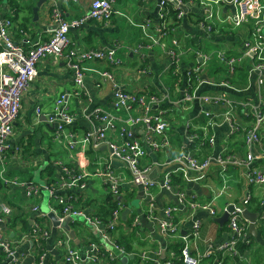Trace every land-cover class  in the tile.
Returning <instances> with one entry per match:
<instances>
[{"label":"crops","instance_id":"0c3cea01","mask_svg":"<svg viewBox=\"0 0 264 264\" xmlns=\"http://www.w3.org/2000/svg\"><path fill=\"white\" fill-rule=\"evenodd\" d=\"M91 2L92 0H78L77 2L59 0V5L65 18L74 20L87 14ZM38 3L39 0H0V18H7L9 15L14 17L17 14L18 20L12 23L9 34L25 49L46 41L56 28L52 22L48 1L41 5L38 11L39 19L34 22L33 9ZM116 10L119 14L112 15L107 21L92 20L80 28L71 30L69 39L71 50L78 54L90 50L114 51L115 58L121 62V65L96 60L83 62L82 65L89 71L86 72L84 89L80 90L81 94L76 96L74 92L77 88L74 85L73 75L65 64V58L46 57L38 64L37 76L23 95L21 112L11 140L12 143L20 145L21 152L9 154L6 161L7 174L10 178H16L20 182H32L40 186L41 192L35 198L29 199L26 188L22 186H8L0 191V205L2 207L11 205L13 213L9 219L15 218L16 224L18 223L13 228L4 226L9 239L15 246L17 264H65L64 250L56 244L60 230L54 229L49 219L41 221L42 215L45 216L54 211L60 212L62 209L61 206L55 204L50 195L44 196L42 191L46 185L59 182L63 176L66 180H71L73 176H85L82 182L85 188L69 190L65 198L68 202L75 203L77 207L84 209L87 214L104 221L109 214L107 210L110 208V201L114 202L115 208L119 202L124 203L126 207L122 213L126 208H130L127 201H133L135 198L144 201V205L140 204L139 207L131 209L126 220H123L121 213L118 228L122 229V233H115L116 239L124 240L132 248L130 253L135 255L142 251L152 250L160 251V259L163 262L167 261L166 258H174L175 252L172 245L180 239L184 232L190 230L192 211L188 206L180 204L173 192L163 187L164 177L168 174L170 177L171 174H176L173 171L178 167L173 159L184 153L193 155L199 161L207 157L214 159L223 151L245 154L244 133L252 126V117H240L238 111H234V117L240 124L241 130L239 133H232L228 125L222 121L226 106H208L199 100L185 105L175 104V102L183 95L185 72L195 63V51L200 48L207 51L213 50L208 46L213 43L215 49L223 50L227 54L240 55L244 51L243 42L250 36L251 26L244 25L232 32L222 31L219 35L209 39L195 29L193 20H183L177 29L183 55L178 66L171 67L165 49L171 46L172 39L168 37L161 44H154L152 38L145 37V31L149 36H156V28L160 24L157 17L158 0L138 2V6L135 7L124 2ZM30 17L31 20H29ZM145 22H150L151 25L144 31L141 25ZM243 61L241 66L245 64L246 71L240 74L238 70L230 78L231 88L203 84L197 90V94L200 96L224 94L236 105L240 103L257 105L259 103L258 75L251 72L253 59L246 58ZM135 63H137L136 66H134ZM100 71L110 72L117 84L129 93H148L160 96L165 92V88L172 90L174 104L164 106L172 146L143 160L144 165H152L151 176L156 182L152 190L154 197L152 203L145 198L140 188L132 185L128 170L118 161L112 163V170L123 180L122 195L115 199L102 176L107 171L109 163L108 148L105 144L95 147L93 144L81 143L85 134L93 127L84 115L89 114L95 108H102L117 117L113 126L106 130L110 141L120 142V132L123 129L132 128L139 141L143 142L142 126L125 123L137 117L140 110L135 108L131 112L115 111L112 108L113 87L110 83L102 81L98 75ZM143 71L146 73L143 74ZM203 76L219 84L225 80L226 73L211 64ZM61 95L67 96V105L76 112L78 117L64 133L57 134L55 126L50 124L43 115L50 111L53 103ZM37 107H40L43 112L39 123L35 122ZM207 110L212 112L213 118L218 121L213 129L206 128L207 118L203 113ZM84 111H86L85 114H83ZM200 132L203 133L204 140H208L209 137L215 140V145L209 146V151L207 150L209 155H206L199 146L192 145L191 136L198 135ZM259 133L263 148L256 150L260 154L256 165L264 169V123ZM69 143L75 144L70 148ZM24 146H27L26 153H24ZM49 166L53 168L50 176L43 173V169ZM62 167L67 168L69 173H64ZM185 171L190 178L194 179L198 176V172L187 166H185ZM182 175L184 185L181 188L175 187L176 191H181L186 197H191L200 203H209L216 211L215 217L209 216L202 210L196 211V218L203 221V227L199 239L191 243L190 249L193 256L202 255L210 248H216L227 240V222L221 226L216 219L224 214L226 207L238 203L247 189L250 191L252 204L258 200L262 206L257 212L249 210L259 215L262 213L264 186L248 187L243 168L230 167L223 171L213 160L206 177L200 181L189 182L183 173ZM168 206L176 208L175 220L181 229L179 234H163L151 218V216L163 217V212ZM34 207L38 209L36 212L33 211ZM252 207L254 208V204ZM23 219L28 222L26 230L21 228L23 223L20 220ZM127 221L132 222L131 225L123 224ZM40 222L49 230L50 237L42 241L40 246H35L31 244L33 240H29L27 236L31 234L34 224ZM261 222L257 221L256 227L260 237L255 239V242H260V245L264 247V237L258 229ZM73 223L76 224V229L71 228L76 234L73 245L84 259L87 248L90 244L98 242L99 235L94 228L82 220H76ZM82 227H86L87 231H83ZM215 256L204 258L201 264H218L219 261L225 264L223 259L229 255L223 254L221 259ZM7 262L0 251V264H7ZM97 264L110 263L101 257ZM112 264H140V262L136 258L129 257L119 258ZM226 264L233 263L229 261ZM238 264H254L249 259V252L243 253V258Z\"/></svg>","mask_w":264,"mask_h":264},{"label":"built area","instance_id":"2783aa9c","mask_svg":"<svg viewBox=\"0 0 264 264\" xmlns=\"http://www.w3.org/2000/svg\"><path fill=\"white\" fill-rule=\"evenodd\" d=\"M47 1L49 2L52 22L56 28L46 41L40 42L30 49H25L11 38L9 29L12 22L8 18H0V181L6 187H25L29 199L38 196L41 187L32 182H20L16 178H10L7 174L6 161L9 154L21 152L20 145L12 143L11 140L21 112L23 95L35 80L40 61L46 57H64L65 64L73 75L74 85L77 88L74 92L76 96L81 94L80 90L84 89L86 72L89 71L88 68L82 65L83 62L96 60L112 65H121V62L115 58L114 51L90 50L78 54L76 51L71 50L69 39L71 30L80 28L92 20L104 22L109 20L112 15L119 14L116 10V0H92L87 14L74 20L65 18L59 0ZM73 1L77 2L78 0ZM139 1L146 2L147 0ZM157 17L160 24L156 28V36L146 34L145 30L150 27V22H145L141 27L145 31V37L152 38L154 44H161L168 37L172 39L171 46L165 49L171 67H177L183 55L177 37L178 25L183 20H193L195 29L209 39L219 35L222 31L238 29L248 24L251 26L250 36L243 42L244 51L240 55L227 54L220 49L207 51L200 48L196 50L195 63L192 68L185 72L183 95L177 98L175 102V104L185 105L199 100L208 106H226L222 121L228 125L232 133H239L241 130L240 124L234 117V111H238L240 117H252V126L244 133L245 154L239 155L223 151L214 159L207 157L203 161H199L193 155L184 153L173 159L174 164L178 167L173 173H183L189 182L200 181L206 177L207 171L214 160L216 165L223 171L230 167L243 168L248 187L264 186V169L256 165L260 158V154L256 150L257 148H263L259 131L264 123V0H158ZM246 58L253 59L251 72L258 75L259 103L257 105L254 106L248 103L236 105L224 94L202 96L197 94V90L203 84L231 88L230 78L235 75ZM213 62L219 64L226 73L225 80L219 84L207 80L203 76ZM142 73L145 74L146 71ZM98 75L103 82H108L113 87L112 108L115 111L131 112L135 108L140 110L137 117L131 118L125 123L142 126L143 142L139 141L132 128L123 129L120 132V142L110 141L106 130L113 126V122L117 120V117L102 108H95L89 114L84 115V118L93 127L85 134L81 143L93 144L95 147L105 144L108 148L109 163L107 171L102 176L115 199L122 195L121 185L123 180L112 170V163L118 161L128 170L132 185L140 188L145 198L152 203L154 200L152 190L156 186V182L151 177L152 165H144L143 160L172 146L164 108L166 105L174 104L172 90L167 87L160 96L148 93L133 94L123 90L110 72L100 71ZM66 99V95H61L53 103L50 111L44 115L42 109L37 107L35 122L39 123V119L43 115L50 124L55 126L57 134L64 133L78 117L76 112L72 111L67 105ZM85 113L86 111L83 112V114ZM203 115L207 118L206 128L213 129L217 126L218 121L213 118L212 112L207 110ZM197 138V135L191 136V140ZM74 144L69 143L70 148ZM208 144L209 146L215 145L213 137L208 138ZM185 166L198 172V176L194 179L188 177ZM62 171L69 173L65 167H62ZM84 177L73 176L71 180H66L63 176L59 182L44 187V190L48 191L55 204L61 206L60 212L54 211L61 221L68 217L72 219V223L76 220H82L94 228L99 235L98 242L90 244L86 251V257L82 259L79 250L74 247L69 233L64 228L58 227L60 234L56 239V244L64 250L65 264H97L101 257L110 264L117 262L119 258L129 257L136 258L140 264H172L170 260L161 261L160 251H142L135 255L117 243L112 236V232L120 224L121 213L126 207L124 203L119 202L117 207L113 209L108 222L104 223L101 218L89 215L84 209L77 207L75 203L68 202L65 194L69 190H82L85 188L82 184ZM163 187L173 192L178 202L188 206L192 211L191 228L180 236L183 242L181 256L184 264H201L204 258L217 254H226L239 260L243 258L239 246L241 243L250 242L249 222L243 215L244 211L249 209L252 200L248 189L242 199L233 204V209L228 212L227 240L216 248H210L202 255L193 256L190 249L191 243H195L199 239L203 227V221L196 218V211H205L212 217H215L216 211L211 207V204L200 203L191 197H186L183 192L176 191L177 189L171 184L170 174L164 177ZM228 207L224 209L225 212L228 211ZM37 210V207L33 208L34 212ZM175 211V207L168 206L163 212V217L151 216L163 234L175 235L180 233L181 229L175 220ZM12 213L10 207L1 206L0 251L8 261L7 264H17L15 246L9 239L4 227H7ZM41 218H43L41 221L48 219L47 215H42ZM259 220L264 221V208ZM31 230V234L27 238L33 240L31 241L32 245L40 246L42 241L50 237L49 230L41 222L34 224ZM218 264L223 263L219 261Z\"/></svg>","mask_w":264,"mask_h":264},{"label":"trees","instance_id":"16d2710c","mask_svg":"<svg viewBox=\"0 0 264 264\" xmlns=\"http://www.w3.org/2000/svg\"><path fill=\"white\" fill-rule=\"evenodd\" d=\"M15 5L17 6L16 3H15ZM29 9L31 10L32 8H29ZM7 18L12 23H14V22H16L18 20L17 14H15L14 17H12L11 15H9ZM29 20H31V17L29 18ZM24 23H26V22H24ZM213 64L215 66H217L218 70L225 72L221 68V66L219 64H215V62H213ZM244 67H245V64H244V66L243 65L240 66L237 69V71L240 70L239 72L241 74L242 72L246 71V69H245L246 67L245 68ZM230 82H231V80H230ZM197 136H198V138L195 139V140H193L192 145L193 146H199V148H201L203 150V152L206 153V155L207 154L209 155V153L207 152V150L209 151L208 140H204V135L201 132ZM26 147L27 146H24V153H26ZM43 173H45L48 176H50L53 173V168L50 167V166L49 167H46L45 169H43ZM171 184L174 187L181 188L184 185L182 173L171 174ZM5 188H6V186H3L2 183H1V181H0V191L4 190ZM109 199H110V197L108 198V200ZM127 203H128V201H127ZM109 204H110V208H109V210H107V214L108 213L109 214H108L107 219L105 221L103 220L104 223H107L108 222L109 217L112 214L113 209L115 208L114 202L110 201ZM253 204H254V208L252 207ZM253 204H252V201H251V203L249 205V209L250 210H253V211H256L257 212L262 207L261 206V203L258 202V200H255ZM10 207H12V206L10 205ZM15 215H16V213H15ZM21 218H22V216H21ZM11 219L8 220L7 227H11V228L16 227V225L18 224V223L16 224V221H15L16 219L15 218H11ZM20 221H22V223H23V224H21V225H23L21 228H23L24 230H26L27 229L28 222L25 219L20 220ZM131 223L132 222L127 221V222H124L123 224L129 226V225H131ZM70 227L73 228V229H76V224L75 223H71ZM117 228H116V230L114 232H112V236L115 238V240L117 241L118 244L124 246L125 249L128 252H130L132 250V248L129 245H127L124 242V240L121 241L120 238L116 239L115 233H118V234H121L122 233V231H121L122 229L121 228H118L117 229ZM258 229H259V231L261 233V236L264 237V221L261 222V224L258 226ZM249 239H250V242L249 243H241L240 244L239 251L242 254L245 253L246 251L249 252V259H251L254 264H262V263H264V247L260 245V242L259 243L258 242H255V239L252 238L251 236H250ZM172 247L174 248L173 250L175 252V257L174 258H169V259L166 258V260H170L172 262V264H184V262L182 260V256H181V250L183 248V242H182V240L181 239H178L175 242V244L172 245ZM215 257H218V259H221L222 258V255L221 254H217ZM212 259H214V257H212ZM223 260H224V263L225 264L227 262H229V261L232 262L233 264H238L239 263V259L238 258H232L231 256H227Z\"/></svg>","mask_w":264,"mask_h":264},{"label":"water","instance_id":"95a60500","mask_svg":"<svg viewBox=\"0 0 264 264\" xmlns=\"http://www.w3.org/2000/svg\"><path fill=\"white\" fill-rule=\"evenodd\" d=\"M47 0H39V3L37 7L33 9L34 13V22H37L39 17H38V11L39 8L41 7L42 4H44ZM45 117V116H44ZM45 120V119H44ZM152 177V176H151ZM142 194V192L140 193ZM233 209V206L228 207V211L224 212V214L216 219V222L220 224L221 226L224 225L227 220H228V212H230ZM0 211H1V205H0ZM131 212V208H126L124 212L122 213V218L123 220L127 219V215ZM244 217L247 219L249 222L248 225V232H249V237L251 236L254 239H259L260 235L259 232L257 231V221L260 218V215L257 213L251 212L249 209H246L244 211ZM48 219L52 222L54 229H57L58 227L64 228L68 233L69 236L72 240H75L76 234L75 231L71 229L70 225L72 223V219L70 217L65 218L63 221H61L57 215L54 212H49L47 214Z\"/></svg>","mask_w":264,"mask_h":264},{"label":"rangeland","instance_id":"374dc122","mask_svg":"<svg viewBox=\"0 0 264 264\" xmlns=\"http://www.w3.org/2000/svg\"><path fill=\"white\" fill-rule=\"evenodd\" d=\"M116 1H117L116 8H117V7L120 8L121 4H124V2H126L127 5H131L132 7L138 6V2H140L139 0H116ZM232 30L235 31V30H237V29H232ZM232 30H228V31H229V32H232ZM214 45H215V44L210 43L208 46H209L210 49H215ZM203 46L205 47L204 43H203ZM220 47H221V46H220ZM137 63H139L138 60H137ZM137 63H135L134 66H136ZM42 193H43L44 196H47V195L49 196V193H48L47 191H45V190L42 191ZM128 204H129V206H130L131 209H134V208L139 207L140 204H141V206L144 205V201H142V200L139 201V200H137V199L135 198V199H133V201H132V200H129V201H128ZM42 209H45V208H42ZM82 230H83V231H87V228H86V227H82Z\"/></svg>","mask_w":264,"mask_h":264}]
</instances>
